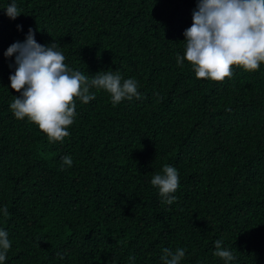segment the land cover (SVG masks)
I'll list each match as a JSON object with an SVG mask.
<instances>
[{
  "label": "trees",
  "instance_id": "obj_1",
  "mask_svg": "<svg viewBox=\"0 0 264 264\" xmlns=\"http://www.w3.org/2000/svg\"><path fill=\"white\" fill-rule=\"evenodd\" d=\"M12 2L0 0L3 264H163L164 248L185 249L180 264H225L218 239L230 264H264V64L234 66L223 82L177 66L197 0H14V20ZM30 28L69 68L118 71L141 98L113 105L92 88L95 100H76L70 135L49 142L9 107L20 94L4 53ZM165 164L180 179L171 205L151 184Z\"/></svg>",
  "mask_w": 264,
  "mask_h": 264
},
{
  "label": "clouds",
  "instance_id": "obj_2",
  "mask_svg": "<svg viewBox=\"0 0 264 264\" xmlns=\"http://www.w3.org/2000/svg\"><path fill=\"white\" fill-rule=\"evenodd\" d=\"M5 10L13 20L21 15L14 0ZM183 35L185 52L183 56L177 55V66L183 67L187 61L197 79L223 82L233 76L234 66L246 72L257 71L264 64V0H197L192 25ZM4 56L15 57V72L9 80L11 89L20 94L10 103L11 112L17 120L27 119L35 124L51 143L63 142L70 135L68 129L75 122L76 100L85 104L95 100V94H90L92 88L110 94L113 105L141 98L137 81L123 79L118 71L109 69L89 78L69 68L57 43L39 44L31 28L25 41L10 45ZM72 163L70 156L63 157L64 165L71 167ZM151 184L159 190L164 203L171 205L180 186L179 173L165 164ZM2 211L5 217L9 215L7 207ZM10 248L8 233L0 230V264L6 260ZM215 249L214 255L225 264L235 259L223 247V240L215 241ZM185 251L164 248L163 264H180Z\"/></svg>",
  "mask_w": 264,
  "mask_h": 264
}]
</instances>
